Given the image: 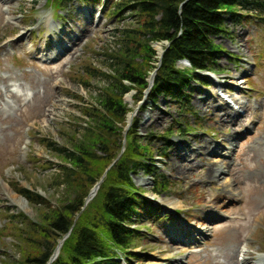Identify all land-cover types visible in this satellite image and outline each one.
<instances>
[{
	"label": "rangeland",
	"instance_id": "374dc122",
	"mask_svg": "<svg viewBox=\"0 0 264 264\" xmlns=\"http://www.w3.org/2000/svg\"><path fill=\"white\" fill-rule=\"evenodd\" d=\"M56 2L0 0V264H13L10 262L22 255L21 232L9 223L10 217L23 214L31 222L40 223V216L46 211L29 205L12 190L14 184L42 195L55 208L71 199L66 187L56 182L62 174L63 160L43 142L48 139L58 147L68 148L75 138L83 139L89 119L82 110L97 106L100 90L108 85L105 79L96 80L89 92L85 91L80 86L83 70L92 65L110 73L108 55L118 52L122 30L137 23L132 12L112 15L115 3L110 0H77L62 8ZM249 16L242 22L227 18V35L212 37L224 53L216 62L220 75L200 74L209 88L192 81L181 94L188 99L186 105L162 96L152 103L148 95L140 103L141 108L129 116L132 119L128 117L126 121V131L128 125L132 129L138 124V139L143 145H151L149 163L167 186V191L156 197L153 191L162 187L161 182L147 177L143 170L131 175L135 190L143 192L146 200V211L143 208L141 215L131 219L132 227L142 235L129 251L133 264H169L164 260L168 257L174 258V264H226L225 251L238 243L237 235L241 233L239 261L246 251L264 259V27ZM63 31L66 35L61 34ZM23 32L26 36L18 42L17 36ZM77 34H82L81 42L76 40L73 48L69 39ZM64 44L69 50L63 48ZM54 45L63 52L52 58L53 52L49 51ZM161 45L164 49L167 43ZM179 65L183 70L189 69ZM233 79V83L241 84H232ZM227 87L232 95L225 92ZM134 94L125 97L130 108H134ZM205 95L212 101L201 107L199 99ZM236 99L246 107L240 109ZM220 104L232 112L240 109L241 123L220 125L219 115L224 112L214 108ZM53 110L56 116L51 119ZM157 114L160 124L144 129L148 117ZM169 132L174 133L170 138ZM128 133L124 135V146ZM208 143L223 153L231 152L216 158L223 162L225 178L234 182L239 199L217 200L224 217L201 238L193 230L199 222L196 216L204 214L199 203L204 193L215 195L214 184L203 182L202 176L211 157L205 150L198 151ZM188 145L194 150L189 160L194 168L184 162L183 170L189 178L178 177L172 154L178 146ZM143 180L149 181V186ZM168 200L176 202L178 209L167 208L164 203ZM185 227L188 232H183ZM176 234L181 242H172ZM171 247L173 253H168ZM117 256L119 262L126 264L124 255Z\"/></svg>",
	"mask_w": 264,
	"mask_h": 264
},
{
	"label": "trees",
	"instance_id": "16d2710c",
	"mask_svg": "<svg viewBox=\"0 0 264 264\" xmlns=\"http://www.w3.org/2000/svg\"><path fill=\"white\" fill-rule=\"evenodd\" d=\"M56 1L62 8L75 0ZM110 1L115 3L112 15L132 12L137 23L122 30L118 52L108 55L110 73L92 65L83 70L80 86L87 92L96 80L108 82L100 90L98 105L82 110L89 119L85 135L83 139L75 138L68 148L58 147L48 139L43 142L63 160L62 174L56 182L66 187L71 199L55 208L42 195L19 184L12 186L29 205L46 211L41 214L40 223L31 222L23 214L10 217L9 223L21 232L22 251L17 261L10 263L49 264L59 242L72 231L53 264H121L118 253L132 264L129 251L142 235L132 227L131 219L141 215L143 208L146 211V201L143 193L135 190L131 175L143 170L147 177L161 182L162 187L154 191L158 196L167 191V186L150 164L151 145H143L138 139L137 123L129 131L125 152L121 153L126 121L133 112L124 101L125 96L135 92L134 107L138 106L149 86L150 74L158 69L150 100L156 103L160 96L170 97L186 105L188 99L181 94L192 81L207 86L197 73L211 72L218 66L216 62L223 52L212 37L227 35V18L242 22L251 15L264 27V0ZM165 42L170 46L160 67L155 66L158 55L153 46ZM179 61L189 62L192 69L181 70ZM173 134L169 132L168 138ZM115 161L99 194L83 210L90 191Z\"/></svg>",
	"mask_w": 264,
	"mask_h": 264
},
{
	"label": "bare ground",
	"instance_id": "6f19581e",
	"mask_svg": "<svg viewBox=\"0 0 264 264\" xmlns=\"http://www.w3.org/2000/svg\"><path fill=\"white\" fill-rule=\"evenodd\" d=\"M85 21L88 22V18H85ZM92 24L94 25L95 23L92 22ZM61 34L66 35V31L61 32ZM23 37L24 36H20L19 38H23ZM81 37H82V34H77L74 37L75 40L72 38L69 39V42L72 43L73 48H74V46H76V42H75L76 40L81 42V40H80ZM18 42H21V41H18ZM15 44H17V43H15ZM20 48H22L21 44H19V49ZM63 48H65L66 50H69V47L65 44L63 45ZM157 49H158L157 53L159 54V56H161L162 51H163L162 45L158 44ZM49 52L50 53L53 52L52 58H54V57H58V56L62 55L63 50L60 47H58L57 45L56 46L54 45L53 50L52 51L50 50ZM180 64L186 66V64H184V62H181ZM234 80L235 79L232 80V84H234V85L236 84L237 86H239V84H241L238 82L233 83ZM246 81H244L242 83H246ZM227 89L229 91L228 87H227ZM15 99L19 103V101H20L19 97L16 96ZM199 100L202 103L200 106L205 107V104L207 105L209 103V100H211V98L207 97L205 95V98L201 97V99H199ZM235 103L240 107V109H244L246 107V104L244 102H241L237 99L235 100ZM214 108H216L217 110L222 109V111L224 112V114L219 115V117L221 119V121L219 122L220 125H222V126H225L226 124H234V125L237 124L238 125L241 123L242 113L240 111L232 112L230 108H226L225 104L221 105V106L215 105ZM55 111L56 110H53L50 112L51 119H52V117L56 116ZM160 119H161L160 114L150 115V117H148V119H147V123H146L144 129H147L148 125H150V124H155V123L160 124ZM236 137H237L236 135H232L231 138L236 140L237 139ZM204 150L206 151V153L209 154L211 159L208 160L205 164V165H207V168H204L203 173H202V176L204 177L203 182L206 181L208 183L214 184V188H212V191H214L215 195L213 197V196L207 195V193L206 194L204 193L203 198L199 203L204 208V214H200V215L196 216V218H198L197 220L199 222L196 223L195 226H193V230L195 229L194 232L197 233L198 236H200L201 238L206 237L208 232L210 230H212V225L216 224L219 219L224 217V213H223L224 211L222 209L221 204H218V203L216 204L217 200L221 199V200H231L232 201L235 199L236 200L239 199V197L236 194V191L234 189V186L232 184L234 182L232 180L225 178L226 169L222 167L223 162H221L220 160H218L216 158V157H221L222 155H225L224 157H226L229 154H231V152L223 153L222 151L219 150V148L217 146L213 147L209 143L205 144L203 146H200V148L198 149V151H204ZM193 154H194V150L191 149V147L189 145L187 147L178 146L176 148V150L174 151V153L172 154L174 157V159H173L174 165H172V166L178 170V177H181L182 175L185 176V171L183 170L184 162L187 163L188 167L193 170L194 165H192V164L189 165L190 157H192ZM179 163H181V165H178ZM185 177L189 178L188 176H185ZM191 177H194V175ZM148 182L149 181L143 180V184L146 187L149 186ZM208 198H210V199H208ZM164 204L169 209H174V210L178 209V204L176 202H170L168 200V202H166ZM183 229H184L183 232L185 230L186 231L188 230L187 227H185ZM241 234L237 235L238 236V240H237L238 243L232 244L229 248L226 249L225 252L228 254V257H226V264H264V259H257L255 257V254L251 253L249 251H246L244 254V257L242 258V261H239V257L241 254L240 253V245L242 243L241 239H240ZM192 240L196 241V239H194V238H192ZM172 242L178 243V242H181V239L176 234L172 237ZM195 243L197 244V242H195ZM247 247L250 248L251 245L249 244V245H247ZM173 250H174V248L171 247V248L167 249V252L173 253ZM255 259H257L258 261H255ZM164 260L169 262V264H174V258L173 257H168L167 259L164 258Z\"/></svg>",
	"mask_w": 264,
	"mask_h": 264
},
{
	"label": "water",
	"instance_id": "95a60500",
	"mask_svg": "<svg viewBox=\"0 0 264 264\" xmlns=\"http://www.w3.org/2000/svg\"><path fill=\"white\" fill-rule=\"evenodd\" d=\"M154 75L152 76V81L151 82H153V80H154ZM103 183V181L102 182H100L98 185H96L94 188H93V190L91 191L92 193L90 194V196H89V198L86 200V205H87V203H89L91 200H93V198L97 195V191L99 190V188H100V186H101V184ZM67 239V236L66 237H64V239L62 240V242L58 245V247L56 248V252H55V254L53 255V257L51 258V262L49 263V264H51V263H53L54 262V260L55 259H57L58 258V256L60 255V249H61V247H62V244H63V242L65 241Z\"/></svg>",
	"mask_w": 264,
	"mask_h": 264
}]
</instances>
